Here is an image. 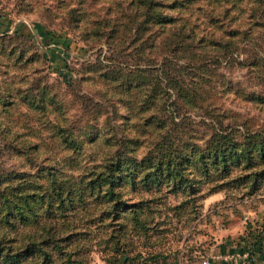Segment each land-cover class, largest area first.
Instances as JSON below:
<instances>
[{"label": "trees", "instance_id": "obj_1", "mask_svg": "<svg viewBox=\"0 0 264 264\" xmlns=\"http://www.w3.org/2000/svg\"><path fill=\"white\" fill-rule=\"evenodd\" d=\"M51 1V11H60H52L54 17L60 16L82 42L105 44L118 60L109 65L80 62L68 83L67 105L52 86L33 77L32 66L41 54L27 49L19 36L0 33V140L26 143L33 127L19 130V114L29 116L51 140L43 153L52 161L42 162L45 188L30 173L9 172L0 165V264H49L54 256L65 264H82L81 249L62 245L69 232L58 236L67 226L64 213L84 207L85 195H95L89 208L92 221L110 227L109 255L114 256L108 262L128 264L141 258V252L126 255L114 229L119 233L129 224L145 234L149 227L141 216L146 201L122 200L120 186L139 184L150 191L164 185L169 192L188 195L204 185L208 192L241 187L246 196L264 189V125L224 122L216 104L231 89L220 83L225 75L219 69L239 65L262 88L243 92L244 100L264 109V53L254 45L255 51L244 52L240 44L254 40L257 30L264 32V0ZM239 50L245 57L236 60L233 54ZM72 104L73 112H82L79 119L66 117ZM180 111L205 112L217 127L201 144L193 136L182 138L188 124L177 122L172 113ZM140 113L143 118L137 117ZM36 143L29 140L21 152L35 157L40 152ZM79 159L94 162L76 179L64 177L60 160L76 164ZM37 204L44 206L45 218ZM53 208L62 219L56 224L49 218ZM191 212L197 225L200 221ZM16 224L34 228L19 234ZM181 251L146 252L139 264L191 259L188 251Z\"/></svg>", "mask_w": 264, "mask_h": 264}, {"label": "rangeland", "instance_id": "obj_2", "mask_svg": "<svg viewBox=\"0 0 264 264\" xmlns=\"http://www.w3.org/2000/svg\"><path fill=\"white\" fill-rule=\"evenodd\" d=\"M25 2H29L28 7H25ZM51 4H53L51 0H0V33L19 36V39L26 43L27 49L35 50L39 55L41 54L40 62L32 66V69L35 70L33 77L40 78L45 84L52 86L56 92L65 97V102L68 105L70 100L66 90H68V83L74 77V72L80 62L99 60L104 65H109L112 64L110 61L118 59L116 52L110 51L105 44L82 42L77 32L66 26L60 16L54 17L53 13L58 14L60 11L53 8L52 13ZM240 44L244 52L255 51L254 45L257 50L264 53L263 30L256 31L254 40H244ZM243 51L239 50V54L235 53L233 57L236 60L243 59L245 57ZM50 55L52 60H50ZM219 71L225 75L219 78L220 83L223 87L229 83L231 88L229 93L216 103L220 110L218 113L224 115V122L236 119L251 124V126L264 125V109L260 110L261 107L246 102L243 97V92L262 91L257 80L248 74L246 68L239 65L223 67ZM83 89L88 92L91 100H97L91 90ZM74 108L76 105L72 104L71 112H66L68 119L71 117L79 119L82 114V112H73ZM19 110L22 109L19 108ZM172 113L177 117V122L180 120L181 123L188 124L184 130L182 129L185 132L184 135H181L182 138L193 136L200 144L217 127V125L211 124V118L205 112L180 111ZM9 116L12 117L11 112ZM137 117L143 118L144 114L140 113ZM132 119L136 121L135 118ZM24 127H33L30 128L32 130L31 138L27 136L26 143H20V138L19 143L17 140V144L15 141L10 142L8 138L4 139L5 141L0 140V165L9 172L19 170L24 174L30 173L31 178L34 177L45 188L46 180L42 171L44 167L42 162L50 164L52 161L44 157L43 151L49 149L51 140L46 138L38 121L35 124L29 116L19 114V130ZM24 132H27V129ZM31 139L37 142L40 151L35 157H31L29 151L21 152L22 148L28 146ZM47 153L57 158L55 152L48 151ZM142 153V150L138 152L139 155ZM93 162L79 159L76 164H65L63 160H60L58 167L64 177L76 179ZM207 188V185H204L193 195H188L180 191L169 192L164 185L150 191L144 190L139 184L135 188H131L127 184L120 186L118 191H121L122 200L130 203L139 200L146 201L143 203L145 209L141 216L146 219L149 227L145 234L135 232L129 224L119 233L116 231L117 228L113 227L126 255L133 256L136 252H141V258L136 257L128 264L143 262V255L146 256V252L152 253L153 251L172 254L174 250L180 251L181 249L182 253L188 251L193 259L195 254L192 253L193 250L202 251L207 244L214 242V239L223 238L225 235L230 236L228 235L230 232L234 233L231 235L232 237L240 239L241 228L249 224L250 220L254 221L248 212L254 215L258 211H264L263 188L249 196L244 195L245 190L241 187L227 185L223 189L211 192H208ZM94 196V194L85 195L84 207H75L64 213L63 220L67 222V226L64 230L61 228L62 232L58 237L66 236L63 231L69 232L71 237L68 242L64 241L61 244L64 247L69 246L70 250L81 249L79 258L82 264H113V262H108V259L114 256L109 255V249L112 248L113 242V239H108L110 227L103 225L104 222L92 221L89 208L95 204ZM43 209L44 206L40 207L37 204V210L39 213H43V218H45ZM191 210H194L196 219L200 221L197 225L193 224L194 222L191 220L193 214ZM50 212L53 213V217L49 214V218L53 219L55 224L62 220L59 219L60 216L55 208ZM245 216H248L249 219ZM43 218L41 220H44ZM16 228L19 229L20 234L31 231L34 227L16 224ZM81 233L83 238L79 239ZM184 238L187 239L185 244H183ZM185 258L187 257L182 258L184 264H186ZM166 259L165 264H169L170 257ZM49 264L65 263L59 257L54 256ZM150 264L159 263L150 262Z\"/></svg>", "mask_w": 264, "mask_h": 264}, {"label": "crops", "instance_id": "obj_3", "mask_svg": "<svg viewBox=\"0 0 264 264\" xmlns=\"http://www.w3.org/2000/svg\"><path fill=\"white\" fill-rule=\"evenodd\" d=\"M50 60H52L50 55ZM250 218L254 221L249 222L240 230V239L232 237L234 233L230 232L223 238L214 239L202 251L193 250L195 254L193 259H185L186 264H264V211H258L254 215L251 212ZM248 218V216H245ZM249 219V218H248ZM255 230L261 233V236L251 238L246 236L249 232L252 234ZM261 230V231H260ZM201 252V255H199ZM197 253V256H195ZM182 264L183 261H182Z\"/></svg>", "mask_w": 264, "mask_h": 264}, {"label": "built area", "instance_id": "obj_4", "mask_svg": "<svg viewBox=\"0 0 264 264\" xmlns=\"http://www.w3.org/2000/svg\"><path fill=\"white\" fill-rule=\"evenodd\" d=\"M203 264H205V262H203Z\"/></svg>", "mask_w": 264, "mask_h": 264}]
</instances>
